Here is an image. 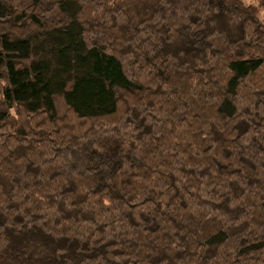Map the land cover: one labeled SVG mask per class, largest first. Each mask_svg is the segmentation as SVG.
Here are the masks:
<instances>
[{"label":"trees","instance_id":"trees-1","mask_svg":"<svg viewBox=\"0 0 264 264\" xmlns=\"http://www.w3.org/2000/svg\"><path fill=\"white\" fill-rule=\"evenodd\" d=\"M0 264H264V0H0Z\"/></svg>","mask_w":264,"mask_h":264}]
</instances>
